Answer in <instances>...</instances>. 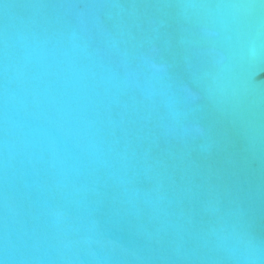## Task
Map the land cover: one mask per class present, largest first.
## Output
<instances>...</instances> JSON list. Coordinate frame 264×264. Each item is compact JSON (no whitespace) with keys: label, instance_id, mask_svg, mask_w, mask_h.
<instances>
[{"label":"water","instance_id":"water-1","mask_svg":"<svg viewBox=\"0 0 264 264\" xmlns=\"http://www.w3.org/2000/svg\"><path fill=\"white\" fill-rule=\"evenodd\" d=\"M0 264H264V0H0Z\"/></svg>","mask_w":264,"mask_h":264},{"label":"clouds","instance_id":"clouds-1","mask_svg":"<svg viewBox=\"0 0 264 264\" xmlns=\"http://www.w3.org/2000/svg\"><path fill=\"white\" fill-rule=\"evenodd\" d=\"M252 248L251 241H246L240 237H237L233 241V251L241 253L242 258H247L248 252ZM241 258V257H238Z\"/></svg>","mask_w":264,"mask_h":264}]
</instances>
